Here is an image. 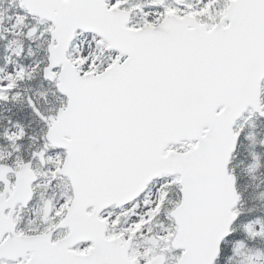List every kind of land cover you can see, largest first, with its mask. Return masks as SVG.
Listing matches in <instances>:
<instances>
[{"label":"snow or ice","instance_id":"6c2138e0","mask_svg":"<svg viewBox=\"0 0 264 264\" xmlns=\"http://www.w3.org/2000/svg\"><path fill=\"white\" fill-rule=\"evenodd\" d=\"M0 264H264V0H0Z\"/></svg>","mask_w":264,"mask_h":264}]
</instances>
